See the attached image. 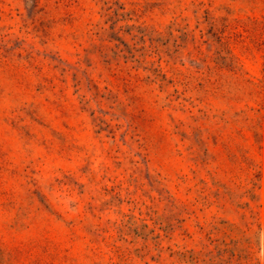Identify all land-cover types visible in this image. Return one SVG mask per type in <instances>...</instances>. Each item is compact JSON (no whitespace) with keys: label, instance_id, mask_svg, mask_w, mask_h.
<instances>
[{"label":"rangeland","instance_id":"obj_1","mask_svg":"<svg viewBox=\"0 0 264 264\" xmlns=\"http://www.w3.org/2000/svg\"><path fill=\"white\" fill-rule=\"evenodd\" d=\"M0 264H264V0H0Z\"/></svg>","mask_w":264,"mask_h":264}]
</instances>
